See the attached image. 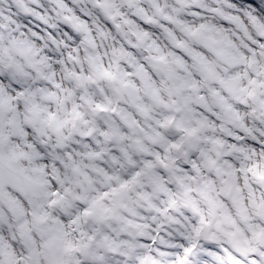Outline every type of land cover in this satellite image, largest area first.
Listing matches in <instances>:
<instances>
[{
    "label": "snow or ice",
    "instance_id": "6c2138e0",
    "mask_svg": "<svg viewBox=\"0 0 264 264\" xmlns=\"http://www.w3.org/2000/svg\"><path fill=\"white\" fill-rule=\"evenodd\" d=\"M0 264H264V0H0Z\"/></svg>",
    "mask_w": 264,
    "mask_h": 264
}]
</instances>
